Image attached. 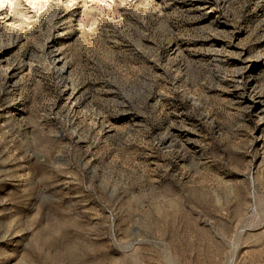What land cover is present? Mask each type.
Returning <instances> with one entry per match:
<instances>
[{"label": "rangeland", "instance_id": "1", "mask_svg": "<svg viewBox=\"0 0 264 264\" xmlns=\"http://www.w3.org/2000/svg\"><path fill=\"white\" fill-rule=\"evenodd\" d=\"M4 6L0 264H264V0Z\"/></svg>", "mask_w": 264, "mask_h": 264}, {"label": "bare ground", "instance_id": "2", "mask_svg": "<svg viewBox=\"0 0 264 264\" xmlns=\"http://www.w3.org/2000/svg\"><path fill=\"white\" fill-rule=\"evenodd\" d=\"M6 2V0H0V17L1 15L3 14V11H4V3ZM57 20V19H56ZM55 20V22H56ZM60 25V24H59ZM62 25V24H61ZM53 28V27H52ZM54 32L56 33V36H58V39H62L64 37H66V27L65 25H62V26H55L54 28ZM5 31L4 29L0 28V68L3 66V65H8L9 64V57H8V53L10 51V47H9V44H6L5 45ZM66 39H69V38H66ZM57 41V40H56ZM12 44V43H10ZM14 45V44H13ZM55 44L53 45H50L48 48H55ZM12 47V46H11ZM28 53H32V51H28L24 54V57L27 58L28 57ZM50 55H51V60L54 64V67L55 66H58L57 68L55 69H59V71L63 70V73H60L61 75H63L62 78H65L67 75L69 77V73H68V69H69V61L67 60V56L65 55V53L61 50H53L52 52H49ZM24 59V58H23ZM30 60V59H28ZM19 66V65H18ZM21 68V67H19ZM18 68V70H19ZM12 69V68H11ZM256 70L259 69V66H256L255 68ZM17 70V71H18ZM246 71V70H245ZM68 77H66L68 79ZM244 77V76H243ZM242 80V79H241ZM63 82V81H62ZM64 85L68 86V82L64 81L63 83ZM65 86V87H66ZM67 89V88H66ZM65 91V90H64ZM67 96H68V100H71V103L77 107L80 106L81 104V101H82V96L80 94V91L77 90L76 88H69L67 90ZM65 98H67L65 96Z\"/></svg>", "mask_w": 264, "mask_h": 264}]
</instances>
